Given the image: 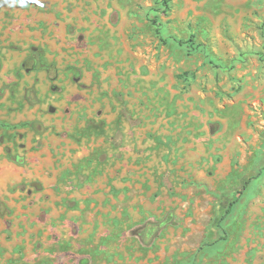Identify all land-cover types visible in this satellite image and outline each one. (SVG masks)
<instances>
[{
  "label": "rangeland",
  "instance_id": "rangeland-1",
  "mask_svg": "<svg viewBox=\"0 0 264 264\" xmlns=\"http://www.w3.org/2000/svg\"><path fill=\"white\" fill-rule=\"evenodd\" d=\"M0 264H264V0H0Z\"/></svg>",
  "mask_w": 264,
  "mask_h": 264
},
{
  "label": "trees",
  "instance_id": "trees-1",
  "mask_svg": "<svg viewBox=\"0 0 264 264\" xmlns=\"http://www.w3.org/2000/svg\"><path fill=\"white\" fill-rule=\"evenodd\" d=\"M163 1L164 2H167L168 0H163ZM189 41L192 43L193 42V39H189ZM179 42L180 43H183L184 41L183 40H179ZM37 66H39V65H37ZM41 67L42 68H45V69L48 68V66H41ZM25 99L29 103L37 102L36 97L33 95L32 89H28L26 91V93H25ZM24 124L33 127L34 122H27V123H24ZM229 210H230V204H229L228 208L226 209L225 213H228ZM171 221H172V215L169 214L163 221H160L159 223H152V225L150 227H146L145 230L142 233L143 240L145 242H148L150 240L151 236L153 235V232H154L155 229H157L159 227H162V226H166Z\"/></svg>",
  "mask_w": 264,
  "mask_h": 264
},
{
  "label": "flooded vegetation",
  "instance_id": "flooded-vegetation-1",
  "mask_svg": "<svg viewBox=\"0 0 264 264\" xmlns=\"http://www.w3.org/2000/svg\"><path fill=\"white\" fill-rule=\"evenodd\" d=\"M33 49L36 50L35 48H33ZM37 60L38 59L36 57L31 59V65H30V67H26V70L29 71V70H33V69L37 68V65H38V61ZM24 65H26V63ZM42 66H44V65H42ZM45 66H47V65H45ZM46 70H48V68Z\"/></svg>",
  "mask_w": 264,
  "mask_h": 264
}]
</instances>
